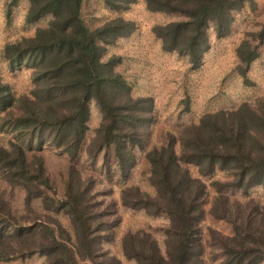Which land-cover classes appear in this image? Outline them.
Returning a JSON list of instances; mask_svg holds the SVG:
<instances>
[{
	"label": "trees",
	"instance_id": "trees-1",
	"mask_svg": "<svg viewBox=\"0 0 264 264\" xmlns=\"http://www.w3.org/2000/svg\"><path fill=\"white\" fill-rule=\"evenodd\" d=\"M23 0H5V14ZM23 20L46 17L30 36L4 43L1 55L9 71L29 69L30 88L14 95L0 78V262L33 255L40 264H121L102 249L115 238L117 207L162 216L155 238L149 227L126 229L119 238L124 260L134 264H207L201 222L208 214L229 226V233L207 227L214 264L264 261V201L247 197L264 188V97L230 109L201 114L152 142L154 100L133 95L131 84L115 70L116 56L103 59L106 47L135 30L120 15L93 24L86 0H24ZM110 11L135 0H100ZM150 12L175 18L150 31L163 52L175 53L198 68L209 48V34L227 36L235 13L253 0H142ZM264 42V19L246 28L235 45V71H246ZM184 101L186 109L187 99ZM99 113L86 135L90 104ZM66 156L61 189L44 165L40 150ZM84 153L89 164L113 161L121 182L116 200L110 187L77 167ZM142 155L147 189L125 184ZM219 173L221 178H214ZM99 186V187H98ZM14 188L21 210L10 202ZM207 205V206H206ZM66 223H63L61 219Z\"/></svg>",
	"mask_w": 264,
	"mask_h": 264
},
{
	"label": "rangeland",
	"instance_id": "rangeland-1",
	"mask_svg": "<svg viewBox=\"0 0 264 264\" xmlns=\"http://www.w3.org/2000/svg\"><path fill=\"white\" fill-rule=\"evenodd\" d=\"M91 8L89 20L95 24L105 18L120 15L131 19L135 23V30L126 37L118 38L117 41L106 47L103 59L116 56L114 66L129 84L133 95H150L154 100V122L151 126L152 142L159 140L165 131L178 130L183 124L205 113L217 109H230L242 101H251L258 96L264 97V42L259 48V54L253 60L246 71L247 82L244 84L234 67L236 60L233 49L242 37L246 28L254 27L264 19V0H253V6H245L235 13V19L231 32L220 39L214 38L211 31L209 34V48L203 55L198 68L191 69L185 57L175 53L163 52L159 41L153 37L150 29L154 24L165 23L174 19V16L159 12L147 11L142 0H135L128 9L122 11H110L106 9L100 0H86ZM5 0H0V78L6 82L12 93L16 96L27 93L30 88V71L21 68L9 71L7 63L1 55V50L6 42L17 40L21 37L30 36L34 29L44 26L47 18L43 17L33 23H25L23 20L26 2L20 1L12 7L9 14H5ZM186 102V109L184 108ZM99 121V113L93 103L90 104V116L86 135L89 138ZM5 134L0 132V142H5ZM44 158L45 168L59 193L61 189L60 177L68 165L65 155L57 153L50 147L43 146L40 150ZM77 167L82 172L92 175L99 185L110 187L108 198L114 200L118 197L121 182L117 177L113 161L104 167L100 157L93 164L81 153L77 160ZM146 163L142 155L138 154L137 164L125 184H137L142 189H147L144 171ZM214 178H221L215 173L208 182ZM6 187L0 183V188ZM99 187V186H98ZM11 204L21 210V195L18 188H14ZM247 197L257 201H264V188H251ZM207 206V205H206ZM120 216L119 225L115 229V238L102 244V249L113 254L121 260V264H134L133 261L124 260L120 253L119 238L126 229L149 227L153 235L159 241L161 235L157 231L164 225L162 216L150 217L138 210L117 207ZM63 223L65 220L61 219ZM207 227L229 233V226L221 220H214L208 214L201 222L202 242L207 264H214L210 259L207 247ZM41 258L33 255L25 259L0 262V264H40ZM259 264H264V261Z\"/></svg>",
	"mask_w": 264,
	"mask_h": 264
}]
</instances>
